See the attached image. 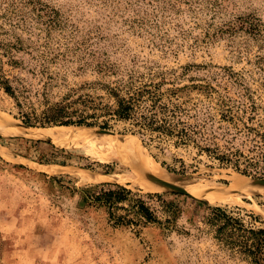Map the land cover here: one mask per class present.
<instances>
[{
  "label": "rangeland",
  "instance_id": "1",
  "mask_svg": "<svg viewBox=\"0 0 264 264\" xmlns=\"http://www.w3.org/2000/svg\"><path fill=\"white\" fill-rule=\"evenodd\" d=\"M17 39L19 63L0 64L17 96L0 85L5 129L69 102L72 119L109 128L61 126L97 132L70 145L0 132V264H251L212 217L220 207L264 226V192L241 193L264 187L242 173L264 175V0H0V40ZM161 78L162 101L189 110L182 119L231 147L229 160L96 108L113 107L111 88ZM184 85L202 87L167 91ZM135 148L195 197L139 181L122 162ZM106 183L132 194L109 210L93 198ZM210 189L237 198L211 200ZM138 200L157 221L136 212Z\"/></svg>",
  "mask_w": 264,
  "mask_h": 264
},
{
  "label": "trees",
  "instance_id": "2",
  "mask_svg": "<svg viewBox=\"0 0 264 264\" xmlns=\"http://www.w3.org/2000/svg\"><path fill=\"white\" fill-rule=\"evenodd\" d=\"M19 42L20 39H17L15 42H4L0 40V49L2 50V52H0V64L3 63L2 58L4 57L6 58L5 63L8 65L13 66L19 63V61L14 58L13 53V51L21 49ZM164 83H166V81L162 78L159 82L155 83L148 81L138 86H133V82L128 81L125 85L111 88L109 91L114 101L113 107H110L107 104H98L100 107L96 108L102 109V112L104 113L116 116L117 119L132 120L133 124L140 130H156L169 137H176V142L184 144L191 143L201 151L212 155L218 161L222 162L224 160H229L228 153H232L231 147L224 146L225 149H221L220 145H218V143L214 140L216 138L215 135L212 137L205 135V133L201 130L203 126L200 125L198 121L195 120L192 123H188V121L182 119L181 115L190 116L188 115L189 110L182 108L178 104L172 103L171 101H168L171 106L168 102L165 103L162 101L165 92L160 91V87ZM0 85L8 95L14 99L17 98L15 90L8 77H4L0 74ZM201 87L200 85H184L182 87L168 88L167 91L170 93V96L172 95L178 97L179 92L189 88L200 89ZM69 105L70 102L64 104L56 103L49 106L45 111V116L41 120L37 119V117H32V115L28 113H26L21 120L27 126H34L37 124L40 126L45 124L98 125L95 122H87L84 115H78V119H72L71 116L74 114V111L69 110ZM138 108H144V111L137 114ZM93 114L95 116L97 115V113H92V115ZM98 126L103 129L109 128L107 121H104ZM242 173L247 176H252L245 171ZM258 177L264 178V175ZM106 186L109 187L101 189L100 193L95 195L93 198L95 201L106 205L109 210L116 206L117 203L127 199L128 196L132 194L131 189L117 183H106ZM83 195L85 200H88L93 196L84 191ZM136 212L149 222L157 221L150 208L142 200H138ZM212 220L218 224L220 223L217 227V232L219 234H224L229 230L230 235H225L222 239H225L228 243L236 246L238 251L245 255L251 264H264V226L256 228L245 227L243 223L230 217L226 213V210L220 207L214 209ZM231 221H236V225H234L233 228L229 225ZM233 235H235V237Z\"/></svg>",
  "mask_w": 264,
  "mask_h": 264
},
{
  "label": "bare ground",
  "instance_id": "3",
  "mask_svg": "<svg viewBox=\"0 0 264 264\" xmlns=\"http://www.w3.org/2000/svg\"><path fill=\"white\" fill-rule=\"evenodd\" d=\"M16 121V120H15ZM7 124L11 125L12 127L6 125L8 130H5V128L2 125V122L0 121V132L6 133L8 131L11 134H24L26 136L32 137V138H43L46 140H49L53 143H56L58 145H66V144H74L77 141L81 140V142H87L92 141L94 139V134L97 133L89 128L82 129V128H68V127H44L37 129V127L32 128L30 126H27L25 124H17L13 121H6ZM49 128V129H46ZM45 129V130H43ZM102 135H111L109 132H106ZM122 139V138H121ZM130 141H124L120 140L116 142L117 147L126 153L127 147H129ZM90 143V142H89ZM127 167L131 169L132 175H135L136 178L139 179V181H146L149 178L147 175H157V177H161L163 179L169 178V175L167 173H163L160 171L159 168H156L154 164L151 162V160L143 155H139L136 148L134 152L132 153V159H130V163H127L126 161H122ZM134 177V176H133ZM237 180V179H236ZM151 181H156L159 185L164 186L163 183L159 182L158 180L151 179ZM168 181V180H165ZM170 183H174L173 181H168ZM249 186V185H248ZM255 186V185H254ZM165 187V186H164ZM261 187V186H260ZM254 188V187H253ZM243 189H249L248 191ZM241 193H250L251 191H257V192H264V187L262 188H255L252 189L251 187H244L242 188ZM189 191V190H188ZM211 191V189H210ZM190 192V191H189ZM218 192V189H217ZM219 193H216V191H211L208 193V196L211 200H225L229 198V195H218ZM237 196H231L229 200H236Z\"/></svg>",
  "mask_w": 264,
  "mask_h": 264
},
{
  "label": "water",
  "instance_id": "4",
  "mask_svg": "<svg viewBox=\"0 0 264 264\" xmlns=\"http://www.w3.org/2000/svg\"><path fill=\"white\" fill-rule=\"evenodd\" d=\"M60 126H70V125H60ZM70 127H72V126H70ZM37 128H44V126H40V127H37ZM5 130H8V129H5ZM6 133H9V132L6 131ZM14 135H20V134H14ZM149 176L154 177L156 180H158L159 182L163 183L166 187H168V188H170V189H172V190H174V191H176L178 193H183V194L195 197L187 189H185V188H183V187H181V186H179V185H177L175 183H170L168 181H165L164 179H162L159 176L158 177L155 176V175H149ZM252 180H253V184L254 185L264 186V178H262V177H253ZM202 199H204V198H202Z\"/></svg>",
  "mask_w": 264,
  "mask_h": 264
}]
</instances>
